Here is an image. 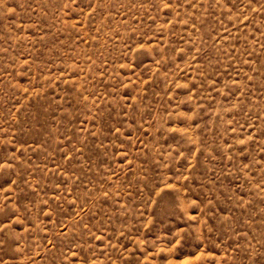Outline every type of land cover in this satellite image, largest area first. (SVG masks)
<instances>
[{
    "label": "rangeland",
    "instance_id": "obj_1",
    "mask_svg": "<svg viewBox=\"0 0 264 264\" xmlns=\"http://www.w3.org/2000/svg\"><path fill=\"white\" fill-rule=\"evenodd\" d=\"M0 264H264V0H0Z\"/></svg>",
    "mask_w": 264,
    "mask_h": 264
}]
</instances>
